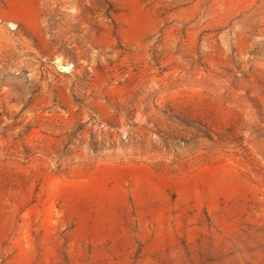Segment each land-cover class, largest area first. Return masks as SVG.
Returning <instances> with one entry per match:
<instances>
[{"label": "rangeland", "instance_id": "1", "mask_svg": "<svg viewBox=\"0 0 264 264\" xmlns=\"http://www.w3.org/2000/svg\"><path fill=\"white\" fill-rule=\"evenodd\" d=\"M0 264H264V0H0Z\"/></svg>", "mask_w": 264, "mask_h": 264}]
</instances>
